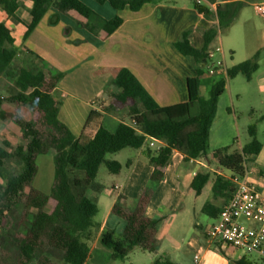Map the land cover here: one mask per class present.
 Instances as JSON below:
<instances>
[{"label":"trees","instance_id":"1","mask_svg":"<svg viewBox=\"0 0 264 264\" xmlns=\"http://www.w3.org/2000/svg\"><path fill=\"white\" fill-rule=\"evenodd\" d=\"M32 20L27 25L24 38H27L38 25L50 7L62 9L70 7L84 18L79 24L97 33L102 30L106 36L113 33L123 22L120 15L105 18L82 0H31ZM108 2L119 10L126 7L133 11L141 9L148 2L162 0H96ZM200 12L217 18V24L203 32L204 44L198 48L189 39V30L175 41L176 48L198 64L195 76L187 78L188 100L172 105L158 104L142 86L135 74L128 68L119 71L115 86L120 90L118 100L129 105L131 122H121L115 131L103 125V114L92 111L85 123L84 131L75 136L68 126L58 118L61 98L54 93L62 72L52 73L43 68L13 69L17 56L15 37L5 21H0V76L14 80L17 92L8 98L0 97V107L4 101L30 105L38 113L37 122L18 120L22 128V141L14 149L0 146V228L7 216L24 200L32 212L30 224L25 233L13 238L19 250L18 264H53L48 254L57 253L65 263L88 264L93 235L94 217L98 205L89 196V190L98 185L96 179L100 166L104 163L111 173H119L122 164L108 159V153H116L124 148L139 149L145 146L144 154L154 166L151 179L158 182L163 177L165 167L174 150L181 152L186 160L205 155L208 151L210 127L217 111L220 95L225 90L227 78L239 74L248 80L259 68V51L251 58L227 69V78L216 81L208 97L201 94L200 81L204 75V64L208 60V50L220 33L226 32L236 21L244 6L241 0H190ZM217 2L213 9L210 3ZM0 6L8 16H13L19 7V0H0ZM264 119V114L259 120ZM248 132L251 140L241 151L229 152L228 147L213 152L218 163L230 170L233 175H244L247 157L258 154L262 142L257 137V121L250 124ZM162 140L161 148L151 147L147 139ZM55 153L54 183L49 194L34 187L38 173V156ZM129 160L128 164H130ZM208 174H197L192 186L201 193L208 181ZM231 190L232 180H223ZM151 192L146 190L133 208L113 206V212L126 220L122 233L110 228L101 232L99 243L111 250L113 259L122 260L128 254L141 248L150 252L157 249L158 225L161 219L146 214ZM50 199L55 200L54 208L46 209ZM208 205L204 207L206 211ZM220 247V242L215 243ZM157 258L152 264H162ZM134 264V263H130ZM233 264H254L246 255Z\"/></svg>","mask_w":264,"mask_h":264},{"label":"crops","instance_id":"2","mask_svg":"<svg viewBox=\"0 0 264 264\" xmlns=\"http://www.w3.org/2000/svg\"><path fill=\"white\" fill-rule=\"evenodd\" d=\"M82 1L105 18L120 15L123 18L122 24L106 36L102 30L94 33L81 26L79 22L84 21V18L70 7H50L29 36L24 38L27 25L32 20V1L19 0V7L13 16H8L0 6V21L6 22L16 39L15 60L27 61L31 69L43 68L52 73H63L54 88V93L61 98L58 118L75 136L83 133L85 123L94 110L103 114L102 123L111 131H115L121 122H131L129 105L119 102L120 90L115 86L116 77L122 67H128L135 74L158 104L167 106L188 100L187 78L196 75L198 64L192 57L183 55L174 43L189 30L188 37L192 45L202 47L203 32L218 22L215 16L198 11L189 0L148 2L137 11L128 7L117 10L108 2L101 4L96 0ZM216 6L217 4L211 7L215 9ZM218 37L212 47L222 48V57L219 58L222 59L223 66L214 73H209L204 68L205 73L201 79L206 77L203 79L205 83H209L211 87L214 84L210 83L212 78H207L209 75L227 78L229 67L251 58L257 51L259 68L250 80L246 78L248 84L241 83L238 88L234 86L238 75L227 78L210 127L208 151L214 148L212 154L209 155L207 151L205 155L186 160L181 152L174 150L169 163L163 167V177L156 183L146 209L147 216L161 219L162 226L157 234V249L150 256V264L157 258L163 261L162 264H181L184 262L183 255L187 253L190 254V264H233L236 259L245 255L221 242L220 247L209 239L208 243H204L199 235L189 239L184 249L174 232L182 226L185 219L197 212H205L216 219L231 197L232 190L226 182L219 181L216 189L214 185L218 177L232 180L233 174L218 163L213 152L224 147H228L229 152L241 151L251 140L250 137L246 143L241 142L242 126L245 125L248 130L249 125L255 121L262 149L258 154L247 157L245 168L248 179L258 182L264 192V177L259 176L260 171L264 170V119L259 120L264 114V54L260 45L245 43L248 44L249 53H246L242 61L228 66L225 49L222 42L217 40ZM18 44L22 45L18 47ZM232 53L235 54L236 51ZM67 56H75L76 59L74 62L65 63ZM223 96L225 106L219 112V100ZM243 99H246V107H242L240 111L239 106H242L240 102ZM244 112L248 116L241 122L240 115ZM7 144L1 146L8 148ZM233 145L237 147L231 151ZM144 149L145 146L136 149L135 157L126 162L128 171L107 188L110 193L118 191V199H114L107 206L100 221L94 220L93 235L88 240V243L93 242L88 264H118L113 259L111 250L101 247L99 238L104 228L118 233L124 231L126 220L113 212V206L119 199L123 205L133 206L151 179L154 166L144 154ZM197 174L209 175L201 193H197L192 186ZM96 181L98 185L92 190L102 194L106 189L105 185L97 179ZM114 184H120V188L114 189ZM207 205L208 209L205 211L204 207ZM196 254L200 255L199 262L194 260Z\"/></svg>","mask_w":264,"mask_h":264},{"label":"rangeland","instance_id":"3","mask_svg":"<svg viewBox=\"0 0 264 264\" xmlns=\"http://www.w3.org/2000/svg\"><path fill=\"white\" fill-rule=\"evenodd\" d=\"M242 1L244 2V6L240 12L238 19L226 32L222 33L217 39L222 42V45L225 49V59L228 66H231L234 63H237L238 61H242L241 59L245 57L246 53H249L248 44L246 45L245 43L252 42L254 45H260L259 47L261 49V52L264 54V16H261L255 13L254 11V4L257 2H264V0ZM21 45L22 44H18V47H20ZM232 51H236V53L234 54L232 53ZM217 56L222 57V54L218 53ZM75 59V56H67L64 60L65 63H69L74 62ZM20 67L29 68L28 62L22 61L21 59L14 60L13 69L18 70ZM209 77L212 78L210 79V83H215L216 81L222 79V76L219 75L207 76V78ZM204 78L201 79V94L204 97H208L211 85L209 83H205L203 81ZM241 83L248 84L246 81V77L242 74H239L234 81V86L238 88ZM16 92L17 87L14 80L6 76H0V97L8 98ZM224 96L221 97L219 100V112L225 106ZM244 103H246V99H243L240 102V105H242L239 106L241 109L240 111H242V107H246ZM240 116H242L241 122H243V120H245L248 115L247 112H244ZM19 119L37 122L38 113H36L30 107V105L12 103L8 100L4 101L0 107V146L8 143V148L14 149L19 143H21L22 128L18 123ZM215 128H217V125ZM240 139L243 144L250 139L247 127L245 125L242 126V130L240 132ZM235 147H237V145H233L230 150L232 151L233 149H235ZM213 149L214 148H210V150L208 151L209 155L212 154ZM136 152V149L127 147L116 153L107 154L106 157L108 159L120 162L123 167L119 174H114L108 170L107 166L104 163L100 166L97 175V180L99 182H102L105 185L106 189L102 194H98L93 190H89V196L94 202L98 203L99 206V211L94 217L95 221H100L107 209V206H109V204L114 199H118V191H113L110 193L107 188L110 187L113 181L121 179L124 176V174L128 171L126 162L129 158H134ZM54 169V152L51 151L47 154L39 155L38 173L33 183L34 187L44 193L49 194L54 183ZM156 183L157 182H154L152 181V179H150L146 183L142 194L146 190L150 191L151 199L154 194ZM118 202L124 207L133 208L137 200L134 201L133 206L123 205L120 202V199ZM55 204V200L50 199L49 203L46 206V209L51 211L54 208ZM32 212H34V210L29 209L24 203V200H22V202L5 219L3 227L0 228V264H18L19 250L13 238H18L20 235L22 236V234L25 233L27 226L30 224L29 222L32 218ZM118 217L121 218L120 216ZM214 219V217H211L205 212H197L195 215L193 214V216H189L187 219H185L182 226L178 227V229L174 232L176 234L177 239L182 244L183 248L186 249L188 240L196 238L197 235L201 237L204 243H208V237L206 238L205 232L209 229L208 225H210L214 221ZM194 224H201V226H196ZM161 229L162 226H160L159 223L158 232H160ZM117 234L119 233L117 232ZM89 245L91 248L93 242H89ZM101 247L105 250L110 251V249L104 247L103 245H101ZM240 253L245 254L254 264H264V262L254 252L247 253L240 250ZM153 254V252L143 250L141 248H136L132 250L127 257L122 260H116V262L118 264H150V256H152ZM48 255L52 259L53 264H70L65 263L61 256L57 253L53 252ZM182 258H184V262H182L181 264L191 263L190 254L187 253L183 255ZM36 263L37 260L29 264Z\"/></svg>","mask_w":264,"mask_h":264},{"label":"built area","instance_id":"4","mask_svg":"<svg viewBox=\"0 0 264 264\" xmlns=\"http://www.w3.org/2000/svg\"><path fill=\"white\" fill-rule=\"evenodd\" d=\"M199 3L204 0H197ZM217 2L210 3V6ZM255 13L264 16V2L254 4ZM222 53L220 46L208 50V60L204 68L214 73L223 66V61L217 56ZM148 144L156 149L164 144L162 140L149 136ZM264 177V170L260 171ZM234 189L227 203L222 207L215 221L207 231V237L212 242H221L236 250L254 252L264 262V192L258 182L249 180L245 169L244 175H233ZM119 189L120 184H114ZM199 262L200 255L194 256Z\"/></svg>","mask_w":264,"mask_h":264}]
</instances>
